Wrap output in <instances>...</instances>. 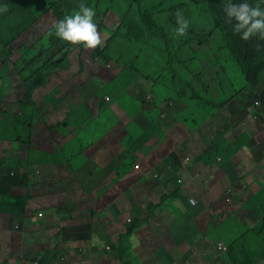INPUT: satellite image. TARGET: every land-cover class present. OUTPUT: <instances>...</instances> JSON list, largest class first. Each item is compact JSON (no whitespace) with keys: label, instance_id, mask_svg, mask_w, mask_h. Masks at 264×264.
<instances>
[{"label":"crops","instance_id":"obj_1","mask_svg":"<svg viewBox=\"0 0 264 264\" xmlns=\"http://www.w3.org/2000/svg\"><path fill=\"white\" fill-rule=\"evenodd\" d=\"M122 67L98 80L93 97L88 78L67 100L54 97L57 107L74 103L60 115L71 137L33 136L21 167L0 154V187L22 194L0 213V264H264L241 246L264 219V123L250 119L251 96L227 104L215 87L199 101ZM113 86L123 94L115 98ZM219 108L237 111L254 134L233 139L223 117L210 118ZM7 132L0 116V140Z\"/></svg>","mask_w":264,"mask_h":264},{"label":"rangeland","instance_id":"obj_2","mask_svg":"<svg viewBox=\"0 0 264 264\" xmlns=\"http://www.w3.org/2000/svg\"><path fill=\"white\" fill-rule=\"evenodd\" d=\"M81 2L95 9L93 19L101 37V43L95 48H84L82 43L74 45L54 34V24L74 14ZM248 2L264 7V0ZM226 3L227 0L224 5L219 1L210 4L208 0H0V116L6 120L8 129L7 139L0 140V154L11 155L21 167L33 136L38 141L58 136L71 137L63 134L68 122L67 116L63 119L60 115L69 113L68 107L74 103L63 102L57 107V98L54 97L63 96L67 100L76 88L87 85V78L94 88L90 92L93 97L98 80L109 76L116 78L123 65L127 68L140 66L142 73L162 79L168 89L171 84H176L177 90L185 86L192 92L185 79H189L192 86L193 79L199 89V97L196 98L199 101L209 96L208 89L219 87L220 99L228 104L233 96L246 95L248 90L243 92V89L250 84L253 93L249 100H245L253 104L255 101L264 103V39L252 36L247 41L242 40L233 31L235 21L224 12ZM177 11L189 21L183 36L175 33ZM147 12L156 21V29L143 21ZM63 70L67 71L66 74ZM45 75L49 76L45 77V80H50L49 83L46 81L42 88L35 86V101L31 102L27 98L32 88L30 85ZM64 75L68 76L67 80ZM7 78H11L13 86L9 92H3ZM112 88L115 98L123 94L116 93L118 87ZM142 91L147 95L150 89ZM98 92L99 89L95 96ZM168 93L173 95L175 92L168 90ZM201 104L203 110H213L209 104ZM55 108L59 110L53 111ZM2 110L6 111L3 115ZM222 110L219 108L210 118L217 125L225 121V129L231 130L233 139L239 134H254V127L237 115V111L228 113L227 109ZM253 110L250 119L261 116L260 120L264 122V111ZM231 114L237 120L233 126L230 124L233 123ZM212 133L213 130L210 135ZM78 138H81L79 134ZM247 141L250 140H245L248 145ZM187 160L192 163L190 156ZM177 180L181 182L182 179L178 177ZM16 186L0 187V213L13 203L15 197L21 198L19 190L13 194ZM191 202L195 204L198 201L192 198ZM261 215L264 216L262 212ZM262 221L248 230L257 235L256 243L252 234L246 233L241 244L261 259L264 258ZM224 230L228 232L227 238L233 239L232 227H225ZM225 246L219 247L226 249ZM234 247L232 245V251H235Z\"/></svg>","mask_w":264,"mask_h":264},{"label":"clouds","instance_id":"obj_3","mask_svg":"<svg viewBox=\"0 0 264 264\" xmlns=\"http://www.w3.org/2000/svg\"><path fill=\"white\" fill-rule=\"evenodd\" d=\"M224 12L230 20L235 21L233 31L239 34L242 40L247 41L252 36H258L264 39V7H261L259 3L253 5L248 0H239V2L227 0L224 6ZM95 14L94 8L81 2L79 9L74 14L67 15L54 24L55 36L63 41L71 42L74 45L82 43L84 48H95L101 43V37L93 19ZM176 24L178 27L175 28V33L183 36L189 27V21L184 18L180 11L176 13ZM65 76L67 80L68 76ZM9 79L7 78L6 80ZM253 105L257 109V106L261 104L255 101ZM256 117L260 120L259 116ZM40 214L42 215V213ZM251 234L254 236L253 241L255 244L257 235L255 233Z\"/></svg>","mask_w":264,"mask_h":264},{"label":"trees","instance_id":"obj_4","mask_svg":"<svg viewBox=\"0 0 264 264\" xmlns=\"http://www.w3.org/2000/svg\"><path fill=\"white\" fill-rule=\"evenodd\" d=\"M217 1H219L222 5H224V3H225V1L226 0H208V2L210 3V4H214V3H216ZM56 14V13H55ZM143 21L146 23H148V25H149V27L150 28H152V29H156V27H157V25H156V21L154 20V19H152L151 18V16L149 15V13L147 12V13H145V15H144V17H143ZM160 32H162L161 31V29H158ZM178 59V58H177ZM134 67L135 68H137V69H140L141 70V68H140V66H137V65H134ZM175 75H177V77L179 78V79H182V77L179 75V74H175ZM45 77H49V76H47V75H45L44 77H42L41 79H37V80H35L34 81V83H32L31 85H30V87L32 86V88H31V90L27 93V98L32 102H34L35 100H34V98H33V91H35L34 90V88H35V86H39V87H41V86H43V84H45L46 83V81H47V83H49V81L50 80H45ZM7 81V85H6V87H4V89L7 91V92H9L10 91V89H11V85H12V83H11V80H6ZM178 81V80H177ZM192 81V84H193V86L192 85H190V82H189V79H185V82L190 86V88L192 89V92H189V94L191 95V96H194V97H199V94H198V88L195 86V84H194V80L192 79L191 80ZM178 83H179V81H178ZM176 88V87H175ZM183 89H185V90H187L188 88H186L185 86H183L182 87ZM177 90V89H176ZM180 90L181 89H178L177 91L178 92H180ZM245 90H248V95H244V97L245 98H249L250 97V95L253 93L252 92V87H250V84H248L247 85V87H246V89H243V92L245 91ZM188 91H189V89H188ZM261 110H263L264 111V103L263 102H261V105L260 106H257V111H259V112H261ZM2 114H3V111H2ZM264 114V113H263ZM260 118H261V116H260ZM6 179L7 180H13L14 179V176H12L10 173L7 175V177H6ZM261 225H264V219H263V221H262V223H261ZM254 231V230H253ZM252 233H254V232H252ZM244 239V238H243ZM235 249H236V247H235ZM233 262H234V264H238V261L235 259V257H234V259H233Z\"/></svg>","mask_w":264,"mask_h":264}]
</instances>
